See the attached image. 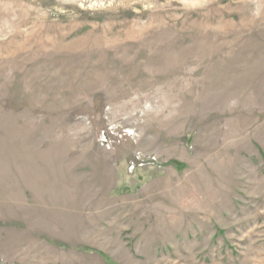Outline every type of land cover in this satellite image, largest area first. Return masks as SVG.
<instances>
[{
    "label": "rangeland",
    "instance_id": "374dc122",
    "mask_svg": "<svg viewBox=\"0 0 264 264\" xmlns=\"http://www.w3.org/2000/svg\"><path fill=\"white\" fill-rule=\"evenodd\" d=\"M0 264H264V0H0Z\"/></svg>",
    "mask_w": 264,
    "mask_h": 264
}]
</instances>
